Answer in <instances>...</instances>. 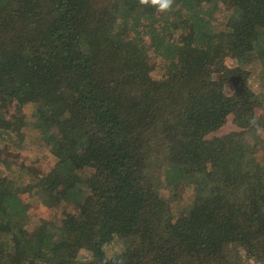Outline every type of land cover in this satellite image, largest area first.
Here are the masks:
<instances>
[{"label": "trees", "instance_id": "obj_1", "mask_svg": "<svg viewBox=\"0 0 264 264\" xmlns=\"http://www.w3.org/2000/svg\"><path fill=\"white\" fill-rule=\"evenodd\" d=\"M261 132L264 0H0V264H264Z\"/></svg>", "mask_w": 264, "mask_h": 264}, {"label": "rangeland", "instance_id": "obj_2", "mask_svg": "<svg viewBox=\"0 0 264 264\" xmlns=\"http://www.w3.org/2000/svg\"><path fill=\"white\" fill-rule=\"evenodd\" d=\"M226 64L229 66V68H231L232 66H235L237 64V61L235 59H232L231 57H228V59H226ZM248 72H249L248 83L250 84L251 87L259 90L258 88L261 84V81H260V73H259L258 65L257 64L251 65L250 68L248 69ZM28 109L29 106H26V111H28ZM231 130H239V128L236 126V123L233 121L232 116L229 117L225 125H223L216 132L212 133L210 136L228 133ZM261 136L264 138V132H261ZM45 153L46 150L40 149L36 145H29L22 149L21 156L17 158L16 161L17 160L18 161L25 160L27 162L36 161L40 166L49 168L48 160L46 157H44ZM14 165L15 164H12V167ZM175 206H176V202L171 204L172 211H174ZM34 212L37 216H42V217L52 218L55 215V211L53 209H50L49 207H46L42 204L39 205L34 210ZM82 254L86 255L87 251L86 250L83 251Z\"/></svg>", "mask_w": 264, "mask_h": 264}, {"label": "clouds", "instance_id": "obj_3", "mask_svg": "<svg viewBox=\"0 0 264 264\" xmlns=\"http://www.w3.org/2000/svg\"><path fill=\"white\" fill-rule=\"evenodd\" d=\"M139 4L142 6L154 7L159 12H165L171 10L174 0H139ZM253 123H255V121H253Z\"/></svg>", "mask_w": 264, "mask_h": 264}]
</instances>
